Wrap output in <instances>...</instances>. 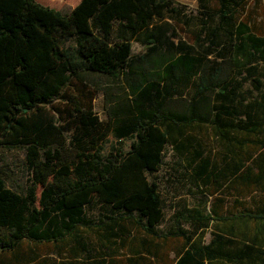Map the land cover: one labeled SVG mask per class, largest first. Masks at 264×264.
Returning a JSON list of instances; mask_svg holds the SVG:
<instances>
[{"label":"trees","instance_id":"obj_1","mask_svg":"<svg viewBox=\"0 0 264 264\" xmlns=\"http://www.w3.org/2000/svg\"><path fill=\"white\" fill-rule=\"evenodd\" d=\"M216 2L212 10L206 0L194 8L177 0H79L61 13L35 0H0V153L22 151L31 182L15 191L0 169V250L25 240L61 248L70 240L88 257L80 230L123 236L124 221L159 238L158 184L146 174L169 147L185 165L189 193L204 202L218 192L239 207L218 216L210 203L205 214L176 215L164 237L185 247L172 264L217 257L264 264V249L252 242L223 249L214 244L234 240L204 243L179 223L198 230L251 220L264 229V0ZM85 72L124 91L114 104L103 93L106 120L67 92ZM54 97L74 104L63 122L43 108ZM108 136L113 143L103 153ZM128 138L132 148L123 151ZM92 200L109 211L98 224L82 213Z\"/></svg>","mask_w":264,"mask_h":264},{"label":"rangeland","instance_id":"obj_2","mask_svg":"<svg viewBox=\"0 0 264 264\" xmlns=\"http://www.w3.org/2000/svg\"><path fill=\"white\" fill-rule=\"evenodd\" d=\"M177 1L185 3L191 8L197 7V0ZM206 1L208 8L213 10L217 7L216 0ZM261 33L264 35V27ZM261 68L264 70V65ZM80 77L82 81L75 79L71 89L67 91L72 94L73 99L80 106H92L93 110L98 111L100 100L94 98L97 92L106 94L111 98L113 104L119 102L118 100L124 95L120 84L114 80L89 72L81 73ZM73 106L74 104L71 102L66 103L63 102L62 98L54 97L46 102L43 108L54 120L63 122L62 118L66 116V109L71 110ZM133 142L131 138L124 139L120 144L121 150L131 149ZM112 143V138L108 136L102 152L106 153ZM180 162L177 154H172L170 148L165 147L162 153V163L158 170L146 174L148 180H155L158 184L163 214L161 221L155 226L159 238L149 237L141 231H135L134 226L129 221H124L125 232H123V236H109L102 228H97L95 231L94 229H81L82 238L88 243V247L90 246L91 254L88 257L80 252L81 250L75 247L70 240L66 241L61 248L59 245H53L50 242L34 243L25 240L19 242L12 250H0V264H95L96 261L107 264L109 260H113L114 264H127L125 260L128 256L135 259V264H172L177 257V251L180 252L185 247L180 239L164 237L175 225L176 215L182 213L185 216L187 210L193 208H197L202 214H205L212 203L218 212V216L232 214L239 209L233 202L234 197L231 196L227 197L216 192L205 197L203 202V198L194 192L189 193L192 184L186 178L184 163ZM0 169L6 171L7 179L5 182L7 187L18 192H24L30 186L29 171L23 164L22 151L13 149L0 153ZM38 192L39 188L36 187V195ZM213 197L223 199V203H217ZM108 212L107 207H103L95 200L82 207L83 216L92 224H98L97 222L105 218L109 214ZM179 223L191 234V238L200 236L204 243L214 237L222 240L228 236L234 240L231 244L224 242L214 244L223 247V249L233 250L247 242H252L256 247L264 249V229L260 223L251 220H240L233 224L217 220L207 228L198 230H193L184 220H180ZM142 240L145 241V246L142 245ZM73 246L75 253H72L70 249ZM206 260L205 264H226L224 260L218 257L210 261ZM242 264L249 263L244 262ZM251 264H262V261L257 258Z\"/></svg>","mask_w":264,"mask_h":264},{"label":"crops","instance_id":"obj_3","mask_svg":"<svg viewBox=\"0 0 264 264\" xmlns=\"http://www.w3.org/2000/svg\"><path fill=\"white\" fill-rule=\"evenodd\" d=\"M41 5L52 7L61 13H69V11L73 8L74 5L78 3L79 0H35ZM197 5V1H196ZM138 47L136 44H133V48ZM97 100H100L99 106L100 109L97 111L93 110L95 114L98 116L99 120H106L107 115L104 111L105 108V98L103 93L97 92L95 97ZM93 98V100H94Z\"/></svg>","mask_w":264,"mask_h":264}]
</instances>
